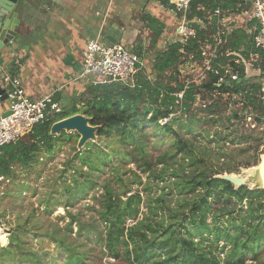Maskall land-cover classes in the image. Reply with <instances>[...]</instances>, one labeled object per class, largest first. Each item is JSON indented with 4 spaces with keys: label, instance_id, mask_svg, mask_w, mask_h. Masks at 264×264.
<instances>
[{
    "label": "trees",
    "instance_id": "1",
    "mask_svg": "<svg viewBox=\"0 0 264 264\" xmlns=\"http://www.w3.org/2000/svg\"><path fill=\"white\" fill-rule=\"evenodd\" d=\"M222 1L194 0L192 2L189 19L198 29V34L185 45L176 40L157 54L151 68L156 75L155 81L149 78V74L144 73V69L138 72L135 87L121 82L98 85L90 83L87 87L89 94L81 100V106L73 104L60 107L59 111H52L45 121L34 127L32 132L21 137L17 142L4 146L3 153L0 154V177L11 176L10 173L15 164L31 165L42 151L51 152L55 149L57 142L72 139L73 133L62 132L60 135H51V126L60 119L83 113L91 118L92 125L101 126L97 132L99 139H116L117 143L126 146L124 150L106 152L96 143H87L85 149L79 151L78 157L82 164L90 169L100 170L105 161L118 155L117 158L129 157L143 171H152L156 164L171 166L173 163H168L167 160L173 159L178 152H184L182 158L191 156V165L194 168L190 171H181V169L172 171L171 176L176 178L173 184L182 198L179 199L175 209L169 208L168 220L161 218L153 221L149 215L139 219L143 203L141 193L121 194L109 183L105 184L104 192L98 198L100 203L98 219L88 225L80 223L79 237H87L90 240V234L96 233L97 241L104 245L111 257H124L129 264H263L264 259L259 255L258 248L264 244V227L262 228L260 223L261 220L264 222V212L261 213L264 190L250 189L246 185L236 187L217 176L223 172L207 173L198 166V161L202 159H198L201 157L195 153V148L193 149L191 143L172 127L173 121L179 119L177 117L179 111L184 114L190 113L197 95L202 94V88L207 91L211 99V102L203 108V111L208 112L210 116L219 115L221 96L227 94L231 97L240 94V99L245 101V108L253 106L257 111V122L264 120L263 57L259 63H256L259 70L255 73H251L242 64L232 61L231 64L239 73V78L230 83H218V76L210 71L209 79L201 85L188 86L187 82L179 80V65L183 59L206 58L202 48L206 40L205 30L199 29L195 19L204 14L199 7L205 5L206 11L214 10L223 5ZM236 2L242 4L241 0ZM209 42L214 44L212 39ZM238 43L234 42V50L240 48ZM226 49L227 46H222L221 52ZM248 49L250 46L245 47L244 55L249 56ZM255 50L260 52V55H264L256 47ZM216 62L226 63L227 61L225 57L219 56L213 65ZM95 78L100 77L95 76ZM172 79H176L177 83L172 84L170 82ZM181 91H184L183 99L178 102L177 93ZM215 94L218 95V99L214 98ZM232 115L238 118L236 111L232 112ZM197 116V113L192 114L187 123H179L187 134H192L195 126L203 119ZM165 119L168 121L162 124L161 120ZM212 121L217 122L215 117H212ZM150 133L155 134L156 137L162 134L174 136L172 146L176 151L172 154L167 151L153 159L148 149ZM78 139L79 135L76 134L75 140L78 141ZM220 139L235 140L230 139L229 136H220ZM254 139L257 141L256 147L259 150L261 139ZM241 140H248L247 136H242ZM241 140L239 144L242 143ZM129 146L132 148L127 149ZM258 153L263 154L264 151ZM161 174L155 173V177L163 179L164 175ZM74 182L77 188H81L78 178H74ZM66 189L71 192L69 187ZM210 198L223 199L227 202L236 199L238 203L233 206L234 210L237 209V205L247 201L248 215L239 213V221L234 216L228 215L225 223H221L219 219L221 211L212 212ZM158 208L163 214L165 212L164 207H157L152 211L155 216L158 215ZM222 211L225 212V210ZM226 211L230 214L229 209ZM209 214L214 218L211 223L207 221ZM98 220L104 225V231L97 228ZM129 220L133 221L131 225L127 224ZM194 236H201L203 240H211V242L207 247H203L201 241H196ZM60 241L67 250L66 264L84 262V252L63 239ZM14 242L18 244L15 245ZM220 242H223V245L218 250ZM228 244L230 247L225 252ZM13 245L19 246V239L15 234L11 235L9 246L2 249L6 255H10L11 250L15 249ZM80 245L85 246L83 242ZM222 252L226 254L224 259H221ZM2 256L0 255V260ZM248 259L252 263H247Z\"/></svg>",
    "mask_w": 264,
    "mask_h": 264
},
{
    "label": "rangeland",
    "instance_id": "2",
    "mask_svg": "<svg viewBox=\"0 0 264 264\" xmlns=\"http://www.w3.org/2000/svg\"><path fill=\"white\" fill-rule=\"evenodd\" d=\"M258 56L259 54L252 60L257 59ZM154 60L155 57L151 55L150 66L145 72L147 74L149 72L152 81L156 80V75L151 69ZM206 69L205 59H183L179 65V80L187 82L188 86V82L201 85L209 79ZM253 70H257L255 66ZM170 82L176 84L177 80L172 79ZM201 91L202 94L197 95L190 113L184 114L179 111L177 113L179 119L173 121L172 127L191 143L193 149L195 148V153L201 157L198 159H202L198 161V166L207 173L223 172L217 176L225 173L238 174L247 179L248 188L255 189L256 167L264 155L258 153L264 151V120L257 122V111L253 106L245 108V101L240 99V94L231 97L227 94L221 96L219 115L210 116L208 112L203 111V108L211 102V99L207 91L203 88ZM214 98L218 99V95L215 94ZM235 111L238 113V118L232 115ZM195 113L198 114L197 118L203 117V119L195 126L192 134H187L179 123H187L190 116ZM212 117H215L217 122L214 123ZM167 121L168 119L161 120V123ZM245 135L248 140H241ZM220 136H229L230 139L235 140H221ZM75 137L76 133H73L72 139L57 142L53 151H42L31 165L15 164L11 176L0 177V235L6 238L4 244L0 240V255H3L0 264H66L67 250L63 247L61 239L85 253L84 262L79 261L77 264H129L124 257H111L104 245L97 241L96 233L90 234V240L78 236L80 223L88 225L98 219L100 209L98 198L104 192L107 183L121 194L141 193L143 203L139 219L149 215L153 221L161 218L168 220L169 208L175 209L178 206L182 196L176 191L173 184L176 178L171 176V173L174 169L192 170L194 166L191 165V156L182 158L184 152H178L173 159L167 160L168 163H173L171 166L156 164L152 171H143L129 157L117 158L118 155H114L104 162L100 170H96L82 164L78 153L85 148L78 149V141ZM251 137L261 139L259 150L256 147L257 141ZM173 140L172 135L162 134L156 137L155 134L150 133L148 149L152 158L156 159L167 151L171 154L175 152L176 149L172 146ZM240 140L242 143L239 144ZM96 144L106 152L126 149V146L117 143L116 139L98 138ZM131 148V146L127 147V149ZM155 173L159 175L162 173L164 178L155 177ZM74 178H78L81 188L76 187ZM66 187H69L71 192H68ZM210 202L212 212L221 211L219 217L221 223H225L228 215L234 216L237 221L240 218L239 213L248 215L247 201L237 205L236 210L233 209L238 203L236 199L227 202L223 199L210 198ZM263 203L264 198H262L264 209ZM157 207H164V214L160 208L158 215L152 214ZM226 209H229L230 214ZM263 209L261 213L264 212ZM213 220L214 218L209 214L207 221L211 223ZM132 223L133 221L129 220L127 224ZM260 223L263 228L264 222L261 220ZM96 226L100 231L105 230L99 220ZM12 234L19 239V246L16 247L18 243L14 242L15 249L11 250L10 255H6L2 249L9 246ZM194 239L201 241L203 247H207L211 242V240H203L201 236H194ZM82 242L85 246L80 245ZM222 245L223 242L218 244V250ZM229 247L230 244L227 245L225 252ZM258 251L264 259V244L259 246ZM225 252L220 254L221 259L226 257ZM247 263L252 261L248 259Z\"/></svg>",
    "mask_w": 264,
    "mask_h": 264
},
{
    "label": "crops",
    "instance_id": "3",
    "mask_svg": "<svg viewBox=\"0 0 264 264\" xmlns=\"http://www.w3.org/2000/svg\"><path fill=\"white\" fill-rule=\"evenodd\" d=\"M221 3L224 6L217 7L221 14L212 15V22L204 17L200 29L205 30L209 40L222 31L225 51L239 42L237 54L225 57L226 61L252 62L253 54L260 52L253 43L258 25L250 2ZM45 5L35 12V30L23 44L0 53V82L5 85L6 75L18 77L31 99L51 93L61 108L81 106V100L89 94L87 87L93 77L82 78L80 74L90 39L99 38L108 45L121 43L140 52L147 65L144 73L150 66V56L156 59L160 51L178 39L180 19L172 12L169 0H46ZM246 46H250L249 56L243 54ZM8 107V101L0 104V118Z\"/></svg>",
    "mask_w": 264,
    "mask_h": 264
},
{
    "label": "built area",
    "instance_id": "4",
    "mask_svg": "<svg viewBox=\"0 0 264 264\" xmlns=\"http://www.w3.org/2000/svg\"><path fill=\"white\" fill-rule=\"evenodd\" d=\"M172 5V12L179 17L180 24L178 28V39L182 45H185L190 39L195 38L198 29L194 27L189 19L190 9L194 0H169ZM244 4L250 2L252 6V16L257 21V31L254 35V44L264 54V0H241ZM199 10L204 11L203 17L195 18L196 24L204 27V17L212 22V15H220L222 10L215 9L206 11V6L201 5ZM222 31H218L214 39V44L205 40L202 46L206 55L205 64L207 72H213L218 76V83H230L239 78V73L231 64L234 61L248 67L253 73L258 72L259 68L256 62L262 60L260 53L257 59L250 61L245 60H229L226 63L213 62L217 57H227L237 54L235 50H227L221 52L223 46ZM250 64H249V63ZM256 67V71L253 67ZM147 69L140 54L132 51L121 43L105 44L99 38H92L86 46V53L83 63V69L80 74L82 78L93 77L91 83L94 85L105 84L111 82H121L130 87L136 86V76L138 72ZM208 75V74H207ZM99 76L100 78H95ZM5 87L8 93L9 107L11 113L6 117L0 118V154L3 153V147L17 142L21 137L32 132L34 127L45 121L52 111H59L60 105L54 101L53 94H46L39 99H31L18 77L6 75ZM188 84H192L188 82ZM178 102L183 99L184 91L177 93Z\"/></svg>",
    "mask_w": 264,
    "mask_h": 264
},
{
    "label": "water",
    "instance_id": "5",
    "mask_svg": "<svg viewBox=\"0 0 264 264\" xmlns=\"http://www.w3.org/2000/svg\"><path fill=\"white\" fill-rule=\"evenodd\" d=\"M0 0V53L15 46H20L23 41L35 30V12L41 8H46V0ZM56 3V1H54ZM37 6V8H36ZM54 6V5H53ZM9 102L7 89L0 82V104ZM10 106V105H9ZM11 113L10 107L3 112L2 117ZM101 126L92 125L91 118L83 113L65 117L54 122L51 126V135H60L62 132L76 133L79 135L77 147L79 150L85 148L87 143H96L98 130ZM264 155L256 167L257 186L255 189L264 190ZM220 178L240 187L246 185L247 179L238 174L225 173Z\"/></svg>",
    "mask_w": 264,
    "mask_h": 264
},
{
    "label": "bare ground",
    "instance_id": "6",
    "mask_svg": "<svg viewBox=\"0 0 264 264\" xmlns=\"http://www.w3.org/2000/svg\"><path fill=\"white\" fill-rule=\"evenodd\" d=\"M261 175L264 176V170L263 169L261 171ZM0 240L3 242V244L6 243V238L3 235H0Z\"/></svg>",
    "mask_w": 264,
    "mask_h": 264
}]
</instances>
